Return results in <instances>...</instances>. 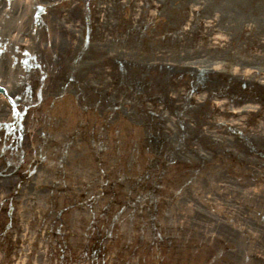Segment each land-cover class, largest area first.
<instances>
[{
  "label": "rangeland",
  "instance_id": "obj_1",
  "mask_svg": "<svg viewBox=\"0 0 264 264\" xmlns=\"http://www.w3.org/2000/svg\"><path fill=\"white\" fill-rule=\"evenodd\" d=\"M24 1L0 0V264H264V0Z\"/></svg>",
  "mask_w": 264,
  "mask_h": 264
},
{
  "label": "bare ground",
  "instance_id": "obj_2",
  "mask_svg": "<svg viewBox=\"0 0 264 264\" xmlns=\"http://www.w3.org/2000/svg\"><path fill=\"white\" fill-rule=\"evenodd\" d=\"M23 3H28V4H26V5H29V1L28 0H25ZM31 6H33L32 4H31ZM2 41H4V39L2 40ZM3 43V42H2ZM4 44V43H3ZM32 56H35V54H33V53H31V57ZM246 63V65H245V67H247V66H249L250 67V70H248L247 72H245V74H246V76H247V79L246 80H248V81H250V82H252V84L254 85V86H257L256 88H258V89H260L261 90V88H263L264 87V82L262 81V80H264V71L263 70H260L259 68H257V66H258V62L256 61V62H254V63H252V61L250 62H245ZM241 66L242 67H244V62H242V64H241ZM0 89H2L1 87H0ZM7 96V95H6ZM262 96L264 97V94H262ZM135 97V96H134ZM136 102V101H135ZM250 104V103H249ZM248 104V105H249ZM248 108L250 107V108H253L254 107V105H249V106H247ZM256 107V106H255ZM254 107V108H255ZM249 108V109H250ZM256 108H258V109H256V110H254V112H252V114H255L254 115V118L253 119H264V107H256ZM251 111V110H250ZM148 114H149V116H155L156 118H157V115H158V113H156V112H154V114L153 113H151L150 111L148 112ZM154 117V118H155ZM159 119V118H158ZM262 119V120H263ZM155 121V120H154ZM182 123L185 125V123H187L186 121H185V123H184V119H183V121H182ZM183 125V126H184ZM185 127H186V125H185ZM251 128H248V130H250ZM186 130V129H185ZM255 130V129H254ZM264 129H262L261 128V131H263ZM122 131H124V129L122 130ZM256 131V130H255ZM260 131V134H262V132ZM196 135V134H195ZM123 137H128V134L126 133L125 135H123ZM262 137L264 138V133L262 134ZM157 155L159 156V157H164V155H161V154H158L157 153ZM238 156H240V154H238Z\"/></svg>",
  "mask_w": 264,
  "mask_h": 264
},
{
  "label": "trees",
  "instance_id": "obj_3",
  "mask_svg": "<svg viewBox=\"0 0 264 264\" xmlns=\"http://www.w3.org/2000/svg\"><path fill=\"white\" fill-rule=\"evenodd\" d=\"M155 160V159H154ZM159 233V231L157 232ZM173 244L167 240H164V238H161L156 241L153 245H149L151 248L152 252H157V256H160V253H168L170 252V249H172ZM91 250V257L94 259L93 261L96 262L95 259L99 258L101 255V247L99 245H94L93 247L90 248ZM146 252V251H145ZM156 264H162L161 262H157Z\"/></svg>",
  "mask_w": 264,
  "mask_h": 264
}]
</instances>
